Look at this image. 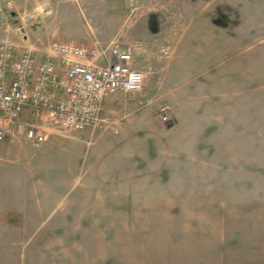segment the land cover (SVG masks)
I'll list each match as a JSON object with an SVG mask.
<instances>
[{
  "label": "rangeland",
  "instance_id": "obj_1",
  "mask_svg": "<svg viewBox=\"0 0 264 264\" xmlns=\"http://www.w3.org/2000/svg\"><path fill=\"white\" fill-rule=\"evenodd\" d=\"M253 1L247 18L240 6L215 9L214 24L230 29L236 40L231 49L220 34L212 38L214 49L206 45L202 38L212 34L205 29V20L182 17L181 3L174 0H116L107 12L101 10V0L65 2L82 9L84 15L63 25L75 31L74 44L130 48L146 74L141 92L145 96L140 92L108 96L105 121L93 133L58 130L65 144L60 159L81 153L84 159L98 153L109 159L123 155L125 169L115 175H123L125 187L117 195L105 188L109 193L103 203L89 204L101 210L70 206L74 192L62 191L41 213L40 226L28 230L25 246L40 245V261L264 264V1L260 8L255 6L258 0ZM99 11L103 16H98ZM4 12L6 17L0 13V44L22 38L40 43L44 34L36 27L38 21L25 17L18 0L12 16L8 9ZM23 24H29L27 35L18 29ZM31 24L36 30H31ZM192 27L200 28L197 38L189 32ZM242 27L247 29L240 30L246 37L236 34ZM189 43L200 44L203 50H187ZM203 68H215L211 75L217 82L229 80L236 89L235 100L218 114L201 110L192 124L181 126L169 96L188 72L192 78L204 79ZM200 87L199 82H191L189 94L199 93ZM160 107H167V120L156 114ZM83 160L76 186H84ZM148 160L155 165L151 170ZM72 207L75 210H68ZM65 213L69 214L66 221ZM13 219L18 223L19 216L15 213Z\"/></svg>",
  "mask_w": 264,
  "mask_h": 264
},
{
  "label": "crops",
  "instance_id": "obj_2",
  "mask_svg": "<svg viewBox=\"0 0 264 264\" xmlns=\"http://www.w3.org/2000/svg\"><path fill=\"white\" fill-rule=\"evenodd\" d=\"M67 1L18 0V9L24 13L26 18L36 19L38 21L36 27H40V31L44 35L40 37V43H37V45L30 44L29 38H22L15 42L9 40L13 47L36 50L38 58L42 59L56 41L64 40L76 43L74 41L75 37L73 38L71 35L75 31L71 32L69 28H66L67 26L64 27L63 25H67L69 20L72 19L80 21L84 18V15L81 12L82 9L79 10L77 6L66 4ZM114 1L116 0H101V10L109 11L110 4ZM174 1L181 3L180 13L182 17L205 20L207 25L205 29L209 30L212 35L209 38L206 37L208 39L203 37L202 41H205L206 45L212 46V49H214L215 44L212 38L216 34L223 36L226 48L231 49L233 44L236 43L230 29L224 30L212 21L217 6L225 5L234 8L240 6L239 10L243 14L254 7L249 5L254 3L253 0ZM261 1L255 2L257 8L261 7ZM98 16L101 17L103 14L100 12ZM245 18H247L246 14ZM28 25L23 24L18 29L21 30L20 32L23 30L24 35H27L26 28ZM0 27L2 26L0 25ZM30 27L31 30H36L34 25L31 24ZM192 28L194 30L190 29L189 32L193 36L200 35L199 27ZM240 30L247 29L239 28V33L238 31L236 33L239 36L243 34L246 37L247 33L244 34ZM248 35L251 36V32ZM79 37L78 40H82L83 35ZM195 47L202 48L200 44L196 46L194 43H189L184 48L189 50ZM134 66L143 68L136 59ZM213 71L216 72L215 68L213 70L203 68L201 74L205 77L204 79L192 78L188 72L185 79L181 80L179 88L175 89L172 95L169 96V102L174 106L173 113L176 119L179 120V124H182H180L181 126L187 123L192 124L190 121L193 122L196 116L201 114V110H203V114L207 115L218 114L220 108L229 109L231 100H235L236 89L231 87L230 81L226 78H220L217 82V78L211 75ZM191 82L201 84L199 93L193 96L188 91ZM140 96L144 97L145 95L141 94ZM28 120L39 126L40 133L45 137V141L40 143L29 141L26 138L24 127L16 126L14 131L7 135L5 141L0 143V264H55L51 260H44V258L43 261H40V245L26 248L25 243L29 239V228L33 229L40 226L41 213L50 209L62 191L72 190L74 192V198L70 199V206L74 205L77 208L78 205L79 209L84 210H93L94 208L101 210V206L94 207L89 206V204L101 205L103 197L107 196L109 191L111 194L117 195L119 189L125 187L123 175H117L119 171L125 169V157L123 155L109 159L107 156L98 153L84 159L81 153L78 156L74 154L73 157L60 159L58 153L60 147L65 144H62L60 137L57 135L58 129L47 122L44 114L37 116L29 108L24 110L20 121L29 122ZM81 133L83 134L82 131ZM86 144L90 145L91 141H86ZM82 160L85 170L82 174L84 186H76L78 169L80 165L82 166ZM147 163L148 169H153L154 163L152 165L150 160ZM128 165L131 166L130 163ZM107 169L112 170L114 174H107ZM116 171L118 172L115 175ZM105 188L109 191H105ZM93 196L97 197L94 198ZM70 209L75 210L73 207L68 210ZM15 213L19 216L18 223H14L13 214ZM62 216L66 217L63 219L64 221L69 219V214L65 213ZM60 221L61 219L59 224H61ZM67 225H70V223Z\"/></svg>",
  "mask_w": 264,
  "mask_h": 264
},
{
  "label": "built area",
  "instance_id": "obj_3",
  "mask_svg": "<svg viewBox=\"0 0 264 264\" xmlns=\"http://www.w3.org/2000/svg\"><path fill=\"white\" fill-rule=\"evenodd\" d=\"M15 2L0 1V13L6 17V8L12 16ZM134 61V52L120 45L99 48L54 42L40 59L33 49H17L2 42L0 143L16 126L24 127L29 141H45L36 123L20 121L27 108L37 116L44 114L58 130L89 129L93 133L105 121L103 111L108 96H135L144 89L146 74L134 66ZM156 114L167 120V107L158 108Z\"/></svg>",
  "mask_w": 264,
  "mask_h": 264
}]
</instances>
